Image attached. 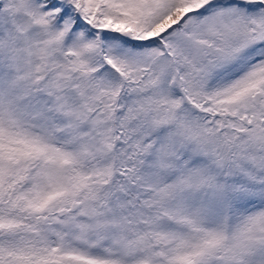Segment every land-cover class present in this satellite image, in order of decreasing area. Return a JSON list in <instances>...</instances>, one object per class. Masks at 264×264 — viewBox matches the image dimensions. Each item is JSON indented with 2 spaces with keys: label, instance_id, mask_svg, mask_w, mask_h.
I'll return each instance as SVG.
<instances>
[{
  "label": "snow or ice",
  "instance_id": "snow-or-ice-1",
  "mask_svg": "<svg viewBox=\"0 0 264 264\" xmlns=\"http://www.w3.org/2000/svg\"><path fill=\"white\" fill-rule=\"evenodd\" d=\"M0 264H264V0H0Z\"/></svg>",
  "mask_w": 264,
  "mask_h": 264
}]
</instances>
